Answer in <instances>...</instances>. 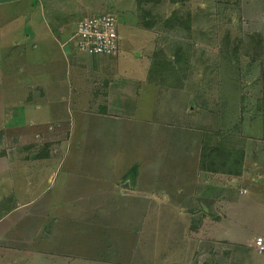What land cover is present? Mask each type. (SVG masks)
<instances>
[{
  "label": "rangeland",
  "instance_id": "374dc122",
  "mask_svg": "<svg viewBox=\"0 0 264 264\" xmlns=\"http://www.w3.org/2000/svg\"><path fill=\"white\" fill-rule=\"evenodd\" d=\"M65 1L59 22L115 15L119 50L92 71L91 56L60 48L48 5L0 0V157L26 158H0V197L12 181L39 184L43 226L122 264H191L197 247L203 264H264V103L248 46L264 35V0H162L146 6L152 29L135 0ZM173 12L191 15L190 31L163 25ZM160 52L175 69L150 74ZM93 80L108 85L92 92ZM217 131L244 151L241 177L199 171Z\"/></svg>",
  "mask_w": 264,
  "mask_h": 264
},
{
  "label": "crops",
  "instance_id": "0c3cea01",
  "mask_svg": "<svg viewBox=\"0 0 264 264\" xmlns=\"http://www.w3.org/2000/svg\"><path fill=\"white\" fill-rule=\"evenodd\" d=\"M65 2V0H40V5L41 9H45L46 4L49 10L54 11V14L51 15V20L53 21L52 25L58 32L57 36H55L57 43L60 44L59 41H62L61 37L65 38L62 44H60V48L65 49L63 51L65 55H71L73 52V56L76 57L77 51L70 44L77 24L82 18L75 23L69 18L62 19L60 22L57 21L56 17H58V13L68 8L65 6ZM72 10V12L78 11V9L74 8ZM50 26L48 22L45 25L49 29L47 30L49 36L54 29H51ZM67 46L68 49H66ZM87 57L84 55V58ZM94 57H89L92 60L85 62L92 67V71L95 66L99 67L98 70L104 71L103 58L111 57H99L96 60ZM76 81L79 86H83L79 91L80 97L82 91L87 93L89 90L85 86L87 83L84 82V77L82 79L81 73H77ZM97 81L93 80L92 83H89V85L93 84L92 92L102 84L108 85L106 82ZM79 97L78 99L81 101ZM4 136L7 139L6 135ZM24 155L21 150L12 151L7 149V154H4L0 158H4L6 160L5 164L8 166L13 164L20 166L21 163H26ZM11 186L12 194L5 195L4 193L0 197V264H122L117 260V258L119 259V252L117 255H112L108 251H105L107 250L106 248L98 249L94 247L97 244L96 242H87V244L83 245L79 243L76 246L73 240H71L74 237L72 233H66L67 235L62 238V234L65 233L53 232L48 230L47 226H43L44 224L38 220L39 217H43L42 213L38 215L31 212L32 205L40 199V192L34 191L38 188L39 184L33 187V183L29 184L19 180L18 182L12 181ZM1 190L3 192L2 188ZM58 234L61 235L62 239H58ZM194 253L195 257L191 258V264H203V257H196L197 253L201 254L198 251V247L195 248Z\"/></svg>",
  "mask_w": 264,
  "mask_h": 264
},
{
  "label": "trees",
  "instance_id": "16d2710c",
  "mask_svg": "<svg viewBox=\"0 0 264 264\" xmlns=\"http://www.w3.org/2000/svg\"><path fill=\"white\" fill-rule=\"evenodd\" d=\"M137 4V12H138V20L141 21L140 25L146 29H152L156 26L155 19L156 15H152L150 9L146 8L148 5H158L162 2V0H135ZM187 0H170L173 4H178L180 2H185ZM163 25L169 28L176 27V23L178 27H183L186 31H190L191 29V15L188 14L185 17H180L176 12H173L169 19H165L162 21ZM249 48L251 62L259 63V74H260V82L262 86L261 94L264 103V35L261 34H251L249 36ZM184 48L177 47L176 55H180L182 59ZM236 51V49L234 50ZM185 54V53H184ZM164 55L163 52H160L154 55V59L152 61V65L150 68V74H152L153 70H161L159 72H163L165 69L174 67L173 61H168L167 58L161 56ZM257 56V57H256ZM177 60H180L177 58ZM262 109L260 107V103H258V110ZM215 142L207 143L204 141L200 156H199V171L205 173H213V174H224L229 177H241L244 173V151L235 146H230L232 144V137L223 136L221 132H215ZM4 133L0 132V137H3ZM1 139V138H0ZM230 139V140H229ZM231 141V142H230ZM231 143V144H230ZM200 198V197H199ZM205 199V198H204ZM201 201V200H199ZM205 205L208 209L211 208V205L207 204L205 201Z\"/></svg>",
  "mask_w": 264,
  "mask_h": 264
},
{
  "label": "built area",
  "instance_id": "2783aa9c",
  "mask_svg": "<svg viewBox=\"0 0 264 264\" xmlns=\"http://www.w3.org/2000/svg\"><path fill=\"white\" fill-rule=\"evenodd\" d=\"M75 50L86 56L115 57L120 46L117 20L112 13L84 18L78 22L71 42ZM259 252L264 251V240H256Z\"/></svg>",
  "mask_w": 264,
  "mask_h": 264
}]
</instances>
